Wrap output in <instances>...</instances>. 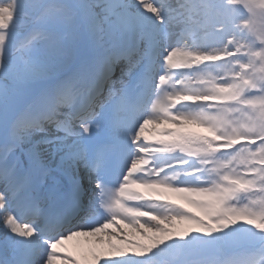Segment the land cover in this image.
I'll list each match as a JSON object with an SVG mask.
<instances>
[{
  "label": "snow or ice",
  "instance_id": "6c2138e0",
  "mask_svg": "<svg viewBox=\"0 0 264 264\" xmlns=\"http://www.w3.org/2000/svg\"><path fill=\"white\" fill-rule=\"evenodd\" d=\"M0 264H264V0H0Z\"/></svg>",
  "mask_w": 264,
  "mask_h": 264
},
{
  "label": "bare ground",
  "instance_id": "6f19581e",
  "mask_svg": "<svg viewBox=\"0 0 264 264\" xmlns=\"http://www.w3.org/2000/svg\"><path fill=\"white\" fill-rule=\"evenodd\" d=\"M65 249H66L67 251H69L70 253H72V254L75 253V255L77 256V258H78L79 255L82 256V255H81L80 244H79V246H73L72 244L69 243V244L65 247Z\"/></svg>",
  "mask_w": 264,
  "mask_h": 264
}]
</instances>
